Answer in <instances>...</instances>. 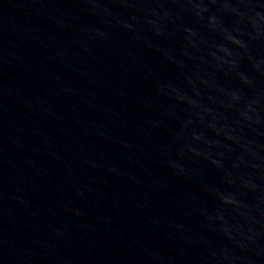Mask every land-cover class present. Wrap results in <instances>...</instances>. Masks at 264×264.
<instances>
[{
	"label": "water",
	"instance_id": "1",
	"mask_svg": "<svg viewBox=\"0 0 264 264\" xmlns=\"http://www.w3.org/2000/svg\"><path fill=\"white\" fill-rule=\"evenodd\" d=\"M0 264H264V0H0Z\"/></svg>",
	"mask_w": 264,
	"mask_h": 264
}]
</instances>
